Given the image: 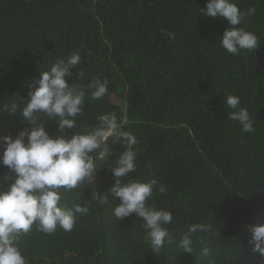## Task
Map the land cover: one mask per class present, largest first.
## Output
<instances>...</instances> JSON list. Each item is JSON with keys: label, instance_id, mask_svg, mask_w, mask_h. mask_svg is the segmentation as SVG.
I'll return each mask as SVG.
<instances>
[{"label": "trees", "instance_id": "trees-1", "mask_svg": "<svg viewBox=\"0 0 264 264\" xmlns=\"http://www.w3.org/2000/svg\"><path fill=\"white\" fill-rule=\"evenodd\" d=\"M235 2L256 8L240 27L259 37V47L234 56L218 37L230 25L200 15L207 0H0V108L13 101L22 108L40 71L79 53L84 75L74 71L68 82L86 86L99 76L109 84L105 97L85 106L78 131L115 113L138 141L136 171L123 182L164 184L167 193L154 192L149 203L173 214L172 242L154 254L143 221L114 217L119 198L101 203L83 187L64 193V205H87L88 214L69 232L48 235L34 224L18 237L27 264H264L247 227L264 224V0ZM229 95L249 110L254 132L228 118ZM26 126L18 114L0 112V136ZM45 127L57 134L54 121ZM111 148L96 173L98 195L114 182L108 168L124 150ZM193 224L212 230L191 233L194 251L183 253L179 242Z\"/></svg>", "mask_w": 264, "mask_h": 264}, {"label": "clouds", "instance_id": "clouds-1", "mask_svg": "<svg viewBox=\"0 0 264 264\" xmlns=\"http://www.w3.org/2000/svg\"><path fill=\"white\" fill-rule=\"evenodd\" d=\"M255 13V7L241 10L235 0H207L206 6L200 8L201 16L221 18L230 25L218 37L220 46L234 56L259 47V37L240 27ZM81 61L77 52L57 59L27 85V97L20 98L22 108L15 101L0 108V112L18 114L27 125L15 136H0V167L7 169L0 175V184L7 185L6 190L0 191V264H27L17 240L29 234L34 224L36 231L48 235L57 228L65 232L73 230L78 216L87 215L89 207L81 204L68 207L62 203L63 194L82 187L101 203H108L109 197L119 198L120 203L113 208L114 217L123 221L135 214L143 221L145 242L154 254H160L172 242L167 227L173 221L172 212L149 203L154 192L166 194V186L154 178L146 182L136 179L123 182L137 168L136 136L123 129L115 113L103 114L94 126L78 131L77 120L86 116L85 106L89 101L105 97L109 84L99 76L86 86L69 83L68 78L74 71L78 79L83 77V70H77ZM224 104L230 109L228 118L237 121L243 132L255 131L253 118L242 106L239 96H227ZM47 121L56 123V135L46 129ZM73 129L72 135L66 134ZM110 142L119 143L124 150L115 159L114 166L108 168L114 182L105 194L98 195L96 173L102 167L101 162L112 156ZM247 227L252 234L249 241L252 251L264 257V224ZM210 230L211 224L191 225L189 234L183 235L179 242L183 253L194 251L191 233ZM208 254L209 250L203 249V255Z\"/></svg>", "mask_w": 264, "mask_h": 264}]
</instances>
